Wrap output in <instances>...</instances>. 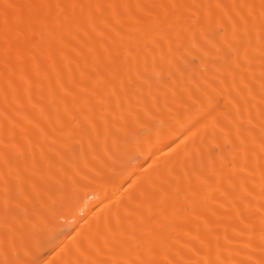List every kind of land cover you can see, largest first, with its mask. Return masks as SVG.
I'll return each instance as SVG.
<instances>
[{
  "label": "bare ground",
  "instance_id": "1",
  "mask_svg": "<svg viewBox=\"0 0 264 264\" xmlns=\"http://www.w3.org/2000/svg\"><path fill=\"white\" fill-rule=\"evenodd\" d=\"M0 264H264V0H0Z\"/></svg>",
  "mask_w": 264,
  "mask_h": 264
}]
</instances>
